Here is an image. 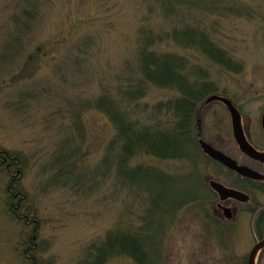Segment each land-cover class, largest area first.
<instances>
[{"label": "rangeland", "instance_id": "1", "mask_svg": "<svg viewBox=\"0 0 264 264\" xmlns=\"http://www.w3.org/2000/svg\"><path fill=\"white\" fill-rule=\"evenodd\" d=\"M37 2L34 20L25 21L29 27L23 28L25 22L14 20L21 4L15 7V0H0V151L21 156L17 174L25 193L23 205H32L36 217L27 226L13 216L5 203L11 176L0 168V264H29L24 252L27 245L40 248L37 256L45 264H85L89 248L93 243V247L98 246L108 229L123 228L126 222L141 225V202L148 198L143 191L116 184L113 175L97 179L99 184L91 191L78 192L70 184L54 182L56 169L49 164L58 147L71 139L72 148L77 149L75 159L83 163L77 167L94 170L114 133L109 118L94 107L95 100L115 93L120 77L135 70L142 25L156 33L173 34L182 28L180 20L186 15L166 19L159 13L147 14L142 0ZM211 5L214 10L210 14L196 15L190 22L200 26L198 30L225 52L238 71L173 38L153 47L185 57L206 72L215 93L229 97L243 118L252 120L251 127H258L264 108V0H216ZM177 94L174 88L148 84L140 107ZM197 117L205 140L214 142L217 137L223 150L237 155L229 114L221 103L200 107ZM193 151L205 165L200 173L204 182L209 176L231 182L216 164ZM195 160L189 163L141 154L132 164L152 165L185 176ZM251 195L248 212L237 208L231 221L222 220L220 228L213 230L207 222L196 219L191 204L176 207L160 229L162 246L153 262L245 264L254 243L253 205L264 206V196ZM35 225L36 232L32 231ZM258 259L256 264H264V259ZM105 264L137 263L120 255Z\"/></svg>", "mask_w": 264, "mask_h": 264}, {"label": "trees", "instance_id": "2", "mask_svg": "<svg viewBox=\"0 0 264 264\" xmlns=\"http://www.w3.org/2000/svg\"><path fill=\"white\" fill-rule=\"evenodd\" d=\"M142 1L147 14L159 13L166 19L176 14L186 15L184 20L181 17V20L178 19L183 23L182 28L178 32H171L173 34L156 33L143 25L138 29L135 70H130L124 78L120 77V86L115 93L102 94L94 102V107L103 112L114 126V133L106 145L102 161L94 166V170L77 167V164L82 167L83 163H77V149L72 148L71 139L58 147V152L53 155L49 164L50 168L56 169L54 182L70 184L78 192L91 191L99 184L97 179L104 180L113 175L116 184L132 190L140 189L148 198L144 202L145 212L139 216L141 225L134 227L128 222L123 228L118 226L108 229L100 244L89 248L85 264H104L119 255L130 256L137 264H155L153 259L162 243L163 233L160 232L162 227L159 223L154 226V218L161 220L164 212L174 214L176 207L198 200L196 189L191 186L181 189L180 193L169 195L167 184L176 180L172 174L158 168L131 165V160L141 154L159 159H182L192 163L196 158L190 145L195 126L193 123L198 118L197 112L202 101L216 90L207 73L189 63L187 58L157 50L153 46L173 38L182 45L197 47L208 59L218 64H226L227 68L235 71L239 69L233 63L229 65L230 60L225 52L216 47L203 30H198L199 25L190 22L193 17L196 18V10L201 15L210 14L214 10L211 4L216 0H212L207 7L200 4L202 0ZM19 3L21 11L14 14V20L18 23L34 20L38 11L37 0H15V7ZM24 27L28 28L29 23L25 22ZM176 33H181V36L176 37ZM4 48L8 49L9 45H4ZM12 49L16 50L15 43ZM148 84L174 88L178 94L171 99L140 107V100L145 96ZM76 127L79 128V125ZM20 161L18 153L0 151V168L3 167L11 176L5 190V203L13 216L23 220L28 226L36 221V217L32 205H23L26 199L18 179ZM194 175L195 172L190 176L188 173L184 178L189 180ZM253 212V233L259 239L264 238V207ZM32 231H37L36 225ZM39 250L40 248L36 249L31 245L24 249L29 264H45L38 259ZM259 259H264V249L260 252Z\"/></svg>", "mask_w": 264, "mask_h": 264}, {"label": "flooded vegetation", "instance_id": "3", "mask_svg": "<svg viewBox=\"0 0 264 264\" xmlns=\"http://www.w3.org/2000/svg\"><path fill=\"white\" fill-rule=\"evenodd\" d=\"M251 122H252V120H250V122H249L248 118H241V123H242L244 135H245L247 141L257 151L262 152V151H264V133L262 131L261 124L259 122V129H258V127H254V128L251 127ZM200 130H201V128H200V122H199V123H197V127H196L197 133L200 132ZM196 137H197V135H196ZM206 141L208 143H210L216 149H220L221 151L230 155L239 164L246 165L250 169L255 170L257 172H260L262 175H264V162L257 161L255 159H252V158L248 157L247 155L243 154L240 151V149H239V147L236 144L234 139H233V143H234V146L237 150L236 156L231 155L228 152H226L225 150H223L219 146V139L217 137H215L214 142L209 141V140H206ZM238 178L240 179L239 181H238ZM208 179H210V178H208ZM231 181H233V182L237 181L236 183L238 186H235V187L237 189L242 190L245 193H247L249 195V201L245 202V203H241V202L236 201L232 198H228V199L224 200L223 202H221V201H219L218 197L214 195V198H211L210 200H208V202H209L208 207H209V205L211 207V208L209 207L211 209L210 212L208 214L203 212V211L194 212V214H196L198 216V217H196V219H199L203 222L205 221L208 223V225L212 229H216L219 226L220 221H222V220L226 221V219L223 217L220 205H223L225 207H229L231 209V219L229 220V221H231L234 218V215L236 213L237 208L242 209L244 212H248L247 205L249 204V202L252 203V195H251L252 193L264 196V189H263L264 188V179L263 180H253V179L240 177L236 173H234ZM195 207L197 208L198 206L196 205ZM253 207L256 208L255 204L253 205Z\"/></svg>", "mask_w": 264, "mask_h": 264}, {"label": "water", "instance_id": "4", "mask_svg": "<svg viewBox=\"0 0 264 264\" xmlns=\"http://www.w3.org/2000/svg\"><path fill=\"white\" fill-rule=\"evenodd\" d=\"M211 101H220L223 103L229 113V116L231 118V126H232V132L233 136L239 145L242 152L249 155L250 157L259 160L264 161V152H257L254 150V148L246 141L242 127H241V115L239 111L236 109V107L232 104L230 99L224 96L219 95H210L208 96L204 103H209ZM261 125L262 129L264 131V111L261 115ZM200 148L203 150L204 153L212 157L213 159L219 161L226 167L236 171L237 173L241 174L242 176H246L253 179H263L264 176L260 173L253 171L245 166L238 165L232 158L225 155L224 153L212 148L210 145H208L206 142H204L202 139L198 140ZM211 188L219 195L221 200H225L229 197L235 198L241 202H246L249 199V196L241 191H236L231 188H227L221 183L217 181H210ZM224 216L229 219L231 217V209L228 207H222ZM264 247V239L259 240L256 242V244L251 248L249 254H248V264H254V258L258 251Z\"/></svg>", "mask_w": 264, "mask_h": 264}, {"label": "bare ground", "instance_id": "5", "mask_svg": "<svg viewBox=\"0 0 264 264\" xmlns=\"http://www.w3.org/2000/svg\"><path fill=\"white\" fill-rule=\"evenodd\" d=\"M211 1L212 0H202V2H200V4H203L204 5V7H207V6H209V3H211ZM213 1H215V0H213ZM224 12H225V10H224ZM219 13H221L220 11H219ZM194 14L195 15H197V16H200V17H203V16H205L206 14L205 13H203L202 15L200 14V12L198 11V10H196L195 12H194ZM172 53V52H171ZM229 62V65L232 63L231 61H228ZM221 65H224L225 67H227V65L226 64H221ZM214 102H218V101H214ZM239 113H240V111H239ZM240 115H241V117L243 116L241 113H240ZM200 122V118H195V120H194V123L193 124H197V123H199ZM193 143H194V141H192L191 143H190V145H192L193 146ZM191 146V147H192ZM167 160H182V159H172V158H170V159H167ZM131 165H133L132 164V160H131ZM221 174H222V176L223 177H225V178H227L225 175H224V173H223V171H221L220 172ZM140 174H141V172H140ZM173 176H175L176 177V180H171L168 184H167V191L169 192V195H173V194H177V193H180L181 192V189H186V188H188V187H190L191 186V181H189V180H186L181 174H178V173H171ZM140 180V179H139ZM193 183L194 184H197V182H198V178H193ZM221 181V184L222 185H224L225 187H227V188H231V189H234V190H236V191H239L235 186H237L233 181H231L230 183H227L225 180H223V179H221L220 180ZM141 190L139 189L138 190V192H140ZM232 199H234V200H236V201H239V200H237V199H235V198H232ZM239 202H241V201H239ZM241 203H243V202H241ZM144 212H145V205H144V203L143 202H141V215L140 216H142L143 214H144ZM252 214H254V216H255V212L254 213H252ZM256 244V241H254V243H253V245H255ZM120 256V255H119ZM125 256H128V255H125ZM128 257H130V256H128ZM156 257H158V253L155 255V257L154 258H156ZM130 258H132V257H130ZM133 259V258H132ZM134 260V259H133ZM135 261V260H134ZM153 261H154V259H153ZM108 262V261H107ZM107 262H105V263H107ZM136 262V261H135ZM155 262V261H154ZM104 263V264H105ZM137 263V262H136ZM156 263V262H155Z\"/></svg>", "mask_w": 264, "mask_h": 264}]
</instances>
